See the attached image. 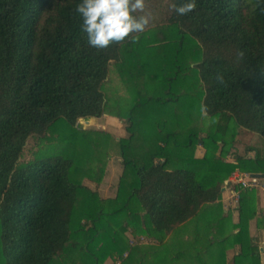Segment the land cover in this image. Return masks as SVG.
I'll use <instances>...</instances> for the list:
<instances>
[{
    "label": "trees",
    "instance_id": "obj_1",
    "mask_svg": "<svg viewBox=\"0 0 264 264\" xmlns=\"http://www.w3.org/2000/svg\"><path fill=\"white\" fill-rule=\"evenodd\" d=\"M78 2L0 0V264H228L250 219L264 233L257 189L240 193L238 231L222 208L234 171L264 173V148L246 147L251 163L226 159L241 130L264 147V0H195L183 16L170 5L185 0H144L136 42L103 49L80 31ZM167 33L178 35L173 74L146 73L145 36ZM105 114L125 136L78 124ZM51 132L62 148L19 164L28 139ZM111 149L115 206L83 183L101 181ZM141 236L156 243H130ZM259 248L249 241L232 264H260Z\"/></svg>",
    "mask_w": 264,
    "mask_h": 264
},
{
    "label": "rangeland",
    "instance_id": "obj_2",
    "mask_svg": "<svg viewBox=\"0 0 264 264\" xmlns=\"http://www.w3.org/2000/svg\"><path fill=\"white\" fill-rule=\"evenodd\" d=\"M177 40L178 35L176 33H167V34H160V35H147L145 36V61H144V68L146 73L153 74V73H161L165 75H172L174 71V66L172 65V61L174 58L175 50L177 48ZM155 60L156 66L153 68L152 66H149V61ZM110 81L113 87L118 89L120 93H123V87L120 82V75L118 74V71L115 69H111L110 72ZM78 124H81L82 129H86V131L90 132H103L109 135V139L118 140L119 138L125 136V124L119 120L118 118L110 115L105 114L102 117L98 119H87L83 120L80 119L78 121ZM80 128V129H81ZM94 134L91 135L92 140L88 142L89 147H87L88 151L93 148L92 152L94 150L99 151V148H94L93 140H94ZM97 141H95L96 143ZM248 146H255L259 149H263V143L260 137H258L255 134H252L250 132H246L244 130H241L238 133L237 139L234 143V148L231 151V153L226 157L227 160L233 161L235 163L236 159H242L245 158L246 160H249L250 163L253 161L252 153L248 150H246ZM62 148L61 142L57 139L55 132H51L47 135L45 139L38 140L36 138L30 137L25 144V147L23 149L21 158L19 159V164L21 163H27L31 160H33L36 155H51L56 152H58ZM217 149V148H216ZM215 149V150H216ZM203 150L201 148H198L196 150V156L202 155ZM82 158H85L86 163L85 166L88 167L89 157L88 155H84ZM96 160H93V169L95 168L97 170L98 166H96ZM101 162L104 166L101 181L96 184L95 182L91 181L88 176H85L83 178V183L87 185L89 188L95 190L99 196L105 200H108L110 203L113 202L112 206H115L116 202H114V199L116 198V191H115V185L121 175L122 171V164L120 161V158L118 155L111 149L103 154V159H101ZM85 167V168H86ZM229 181H226V184ZM225 185V182H224ZM258 195H259V206L258 209L262 211L264 209V192L262 190L257 189ZM260 194L262 198L260 197ZM226 197H228V193H224L222 198V204H223V211L225 214L228 212L231 213L232 218V210L227 209L228 207L232 208V204L227 205ZM110 206V207H112ZM244 207V206H242ZM257 209V216L263 215L258 211ZM234 210V209H233ZM237 218L236 221L239 222V210H237ZM234 212V211H233ZM234 220V219H233ZM264 220V218H263ZM248 224H250V228L260 229L257 228V218L250 219L248 221ZM247 224V225H248ZM254 229V230H255ZM261 230V229H260ZM248 232V231H247ZM263 232V230H261ZM256 232L254 233V235ZM247 235V234H246ZM250 236V235H249ZM264 237V233H263ZM250 237L249 241L255 243L256 245H259L260 248L264 246L263 244H260L257 238ZM248 241V243H249ZM142 243V244H155L156 241L154 239L148 238V236H141L138 239L131 238L130 243ZM264 242V241H263ZM239 244L233 246L232 248H229L226 251V257H227V263L232 264V257L233 255L237 254L238 251H235V247ZM259 248V250H260ZM240 250V248H237ZM246 250H243V252H246ZM264 255V252H260V264H261V257ZM105 264H120V260L116 259H108Z\"/></svg>",
    "mask_w": 264,
    "mask_h": 264
},
{
    "label": "clouds",
    "instance_id": "obj_3",
    "mask_svg": "<svg viewBox=\"0 0 264 264\" xmlns=\"http://www.w3.org/2000/svg\"><path fill=\"white\" fill-rule=\"evenodd\" d=\"M195 0L171 4L170 8L179 16L192 11ZM144 0H79L75 12L80 17V31L85 35L89 47L103 49L125 38L135 43L137 36L148 25L150 17L143 13ZM216 79H221L217 75Z\"/></svg>",
    "mask_w": 264,
    "mask_h": 264
},
{
    "label": "built area",
    "instance_id": "obj_4",
    "mask_svg": "<svg viewBox=\"0 0 264 264\" xmlns=\"http://www.w3.org/2000/svg\"><path fill=\"white\" fill-rule=\"evenodd\" d=\"M226 181L229 182L226 184ZM226 181L223 189L226 194L228 193V197H226L227 205L232 204V208L238 205L242 191L255 188L264 192V179L253 177L248 173L236 170Z\"/></svg>",
    "mask_w": 264,
    "mask_h": 264
},
{
    "label": "crops",
    "instance_id": "obj_5",
    "mask_svg": "<svg viewBox=\"0 0 264 264\" xmlns=\"http://www.w3.org/2000/svg\"><path fill=\"white\" fill-rule=\"evenodd\" d=\"M250 152L252 153V157L254 158L255 157V152L254 151H250ZM222 191H223V193H222V195H223L225 193L224 192V189H222ZM260 197L262 198L261 194H260ZM259 206H261V205H259V201H258V203H257V209H258ZM227 209L232 210L231 212H232L233 229H234V231H238L239 230V227L236 226L237 223H238L236 221V218H237L236 215H237V212H238L237 211L238 210V207H236V208H230V207H228ZM258 211L263 215V218H264V209H262V211L258 209ZM249 225L250 224H248V226H247V231H248L247 232V235H245V236L242 237V241H241V243L238 246L235 247V251L243 252V250H246L247 247H248V241H249V238L250 237L257 238L258 241H259V243L264 245V242H263L264 241L263 232H261L262 229L260 230V229H255V228H252V227L250 228ZM255 232H256V234L254 235ZM237 248H240V250H238ZM262 252H264V251H262ZM261 264H264V255H262V257H261Z\"/></svg>",
    "mask_w": 264,
    "mask_h": 264
},
{
    "label": "water",
    "instance_id": "obj_6",
    "mask_svg": "<svg viewBox=\"0 0 264 264\" xmlns=\"http://www.w3.org/2000/svg\"><path fill=\"white\" fill-rule=\"evenodd\" d=\"M251 176L264 179V173L251 174ZM222 189H223V188H222ZM260 251H261V252L264 251V246H262V247L260 248Z\"/></svg>",
    "mask_w": 264,
    "mask_h": 264
}]
</instances>
